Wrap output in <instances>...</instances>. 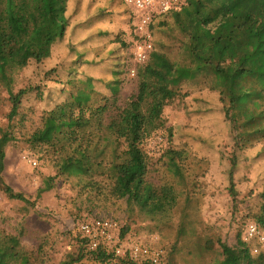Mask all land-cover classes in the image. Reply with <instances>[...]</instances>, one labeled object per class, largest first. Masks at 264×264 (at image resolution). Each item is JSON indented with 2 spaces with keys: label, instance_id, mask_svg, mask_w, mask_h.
Instances as JSON below:
<instances>
[{
  "label": "trees",
  "instance_id": "trees-1",
  "mask_svg": "<svg viewBox=\"0 0 264 264\" xmlns=\"http://www.w3.org/2000/svg\"><path fill=\"white\" fill-rule=\"evenodd\" d=\"M38 2L43 19L31 36L37 68L32 80L16 93L8 89L12 109L9 124L0 129V172L7 145L16 138L13 129L22 126L25 119L23 101L35 97L40 101L42 117L27 138L32 149L53 165L57 176L75 180L88 196H101L107 186L105 180L114 183L131 165L130 151L125 147L121 130V115H108L112 107L120 108L118 101L125 72L122 51L128 44L113 40L107 49L102 45L108 34L105 30L77 34L78 30L89 27L93 17L102 16L105 11L97 7L91 13L92 0L84 16L80 14V0ZM247 2L185 0L179 7L160 15L153 24V29L161 33L157 48L166 57H178L167 72L169 87L178 94L186 85L203 92L193 97L186 109L187 115L220 116L230 142V150L223 152L222 144L212 134L203 135L181 125L168 129L171 143L159 156L157 166L162 184L181 196L180 233L183 235L195 232L197 221L193 215L198 213L203 181L211 164L206 152L218 153L219 160L226 163L227 189L234 199L239 195L235 176L242 163L247 159L264 162V0H254L251 6L242 5ZM83 37L86 38L81 40ZM62 40L66 41L64 56L50 63ZM93 40L90 45H95L94 51L89 55L86 45H77ZM9 59L0 33V81L8 88L11 86ZM250 102L258 104L259 109H249ZM179 138H186L195 146L178 147L174 142ZM250 148H254L255 154L249 158L246 153ZM259 178L264 181V170ZM52 179L45 178L46 185L39 189L38 196L52 188ZM0 188L9 198L25 199L2 176ZM261 195L264 197V183ZM84 220L79 219L78 226ZM253 222L264 228V206L255 214ZM247 224L235 245L209 233L204 247L216 249L221 256L217 264H264V251L253 253L250 242L245 239ZM73 234L78 250L69 251L59 264H148L117 257L104 244L92 250L87 237L78 230ZM125 235L126 227H122V238ZM11 239L15 241L13 236L7 237L4 253L16 258L14 264H54L50 240L18 253L9 244ZM6 255H0V264H6L10 257ZM169 260L167 254L160 264H170Z\"/></svg>",
  "mask_w": 264,
  "mask_h": 264
},
{
  "label": "rangeland",
  "instance_id": "rangeland-1",
  "mask_svg": "<svg viewBox=\"0 0 264 264\" xmlns=\"http://www.w3.org/2000/svg\"><path fill=\"white\" fill-rule=\"evenodd\" d=\"M89 1L80 0L81 16L85 15ZM90 4L91 13L97 7L105 11L102 16L93 17L88 22L89 27L78 30L77 34L83 36L91 30H105L108 34H105L102 45L107 49L113 40L128 44L122 51L125 72L118 101L120 108L112 107L108 115H121L123 139L131 156L130 170H123L121 178L114 183L105 180L107 186L101 196H88L78 188L75 180L57 176L53 165L42 159L27 140L41 123L40 101L35 97L24 100L25 119L22 126L13 129L16 138L7 145L0 176L25 199L9 198L0 188V255L8 254L4 253L8 236L15 238V241L9 240V244L18 253L50 240L52 261L59 264L69 251L78 250L73 234L78 230V220L105 216L126 227L124 239L163 246L170 256V264H217L221 256L216 249L204 247L206 238L211 233L212 237L218 235L229 245H235L246 224L255 220V214L264 206L261 195L264 181L259 178L264 162L247 159L242 163L235 176L239 195L234 199L227 189L226 163L219 160L218 153L206 152L211 164L203 181L205 185L198 213L193 215V219L200 223L194 224V233H180L181 196L178 191L162 184L157 166L159 156L171 143L168 129L181 125L203 135L212 134L218 138L224 152L230 150V142L221 117L187 115L186 109L192 104L193 97L203 92L186 85L178 94L169 87L167 72L178 57H166L157 48L156 41L161 36L157 28H152L151 57L145 61L136 60L129 57L133 45L130 6L124 0H92ZM42 19L38 0H0V33L4 38V51L10 58L8 73L11 78L9 88L0 81V129L9 124L10 92L16 93L24 87L36 71L31 36ZM92 42L94 40L77 45H86L89 55L94 51L95 45H90ZM65 43L62 40L57 45L56 57H51L50 63L64 56ZM132 69H135L134 74ZM187 91L189 94H185ZM248 108L259 109V105L250 102ZM186 140L179 138L174 144L178 147L185 144L189 148L195 146ZM254 154V148H250L246 156L250 158ZM48 176L53 177V186L38 196ZM258 243V239L253 238L249 244L252 247ZM9 255L5 263L14 264L16 258Z\"/></svg>",
  "mask_w": 264,
  "mask_h": 264
},
{
  "label": "built area",
  "instance_id": "built-area-1",
  "mask_svg": "<svg viewBox=\"0 0 264 264\" xmlns=\"http://www.w3.org/2000/svg\"><path fill=\"white\" fill-rule=\"evenodd\" d=\"M132 9V47L129 57L145 61L153 52V24L156 19L172 9L182 5L185 0H124ZM132 74L135 69L131 70ZM122 226L111 217L94 216L80 222L78 231L88 238L93 250L100 244L109 246L115 256L125 257L136 263L160 264L165 261L167 249L153 242L134 241L121 236ZM257 238L259 245L253 244L255 254L264 251V231L256 222H249L246 227L245 239L251 242Z\"/></svg>",
  "mask_w": 264,
  "mask_h": 264
},
{
  "label": "crops",
  "instance_id": "crops-1",
  "mask_svg": "<svg viewBox=\"0 0 264 264\" xmlns=\"http://www.w3.org/2000/svg\"><path fill=\"white\" fill-rule=\"evenodd\" d=\"M208 2L211 3H219L220 0H207ZM222 1H227V0H222ZM254 4V0H248L247 4H242V5H246V6H251Z\"/></svg>",
  "mask_w": 264,
  "mask_h": 264
}]
</instances>
